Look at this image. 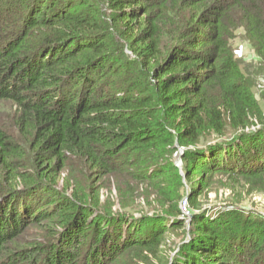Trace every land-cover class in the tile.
<instances>
[{
  "label": "trees",
  "instance_id": "1",
  "mask_svg": "<svg viewBox=\"0 0 264 264\" xmlns=\"http://www.w3.org/2000/svg\"><path fill=\"white\" fill-rule=\"evenodd\" d=\"M238 29L263 67L264 0H0V264H264L263 216L200 208L217 177L264 187Z\"/></svg>",
  "mask_w": 264,
  "mask_h": 264
},
{
  "label": "rangeland",
  "instance_id": "2",
  "mask_svg": "<svg viewBox=\"0 0 264 264\" xmlns=\"http://www.w3.org/2000/svg\"><path fill=\"white\" fill-rule=\"evenodd\" d=\"M169 30V26L166 27V31ZM230 48L238 60V64L245 74L246 79L249 81L251 89L263 111L264 115V63L263 67L259 68V59L254 56L253 52L248 46L247 41L244 38L243 30L238 29L234 33V37L229 41ZM242 54L244 57H240ZM244 59V60H243ZM11 113L10 107L6 103H0V119H5L8 126V117ZM174 163L180 167L181 161L179 159L178 152L175 153ZM65 175V173H64ZM62 175L61 177H63ZM226 177H217L214 183L206 190L203 196L200 198V208L205 210L207 213H215L219 210H224L225 208L234 206L246 209L248 212L254 215H261L264 217V187L260 190H252L244 187V183L232 184ZM185 186L188 182L183 179ZM59 186L62 185V181H59ZM112 185V183H111ZM111 192L107 188H102L100 190L101 200L103 202L109 201L114 210L120 211H131L129 206L135 203H142L143 201L136 197V193L132 196L129 192L121 199L117 198V191L114 185L110 188ZM140 188L138 191L140 192ZM67 194L71 192V189H67ZM110 195V196H109ZM126 205L125 208H120V203ZM182 202V201H181ZM180 202L181 211L184 212L183 220L185 221V229L187 232L190 230V219L188 203L182 204ZM144 205V204H143ZM140 213V212H138ZM138 213H134L135 215ZM43 236V231L38 227H29L25 229L21 237L24 241H28L34 238L41 239ZM184 230L179 229L175 232L169 233V243L172 246H176L182 238H184ZM171 241V242H170ZM144 264V263H142ZM152 264H158L153 260ZM160 264H168L165 261Z\"/></svg>",
  "mask_w": 264,
  "mask_h": 264
},
{
  "label": "built area",
  "instance_id": "3",
  "mask_svg": "<svg viewBox=\"0 0 264 264\" xmlns=\"http://www.w3.org/2000/svg\"><path fill=\"white\" fill-rule=\"evenodd\" d=\"M239 56H240V57H244V56H242V54H239ZM254 56H255V55H254ZM181 203H182V204H185V203H186V200H185V199H183ZM182 213L184 214V212H183V211H182Z\"/></svg>",
  "mask_w": 264,
  "mask_h": 264
}]
</instances>
